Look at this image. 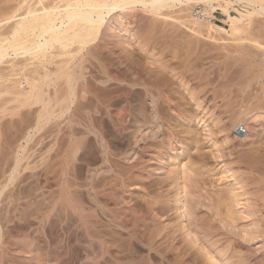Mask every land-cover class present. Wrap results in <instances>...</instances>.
Returning a JSON list of instances; mask_svg holds the SVG:
<instances>
[{"label": "rangeland", "instance_id": "obj_1", "mask_svg": "<svg viewBox=\"0 0 264 264\" xmlns=\"http://www.w3.org/2000/svg\"><path fill=\"white\" fill-rule=\"evenodd\" d=\"M65 1L0 0V25L6 27L0 26L1 36L10 38L30 9L54 5L64 9L79 2ZM232 2L228 14L222 9L223 0L191 7L172 4L157 15L142 5L136 11L117 9L106 16L95 41L82 48V54L77 44L66 50L55 45V54L48 50V56L38 60L34 51L30 55L21 51L19 59L11 52L0 63V71L6 69L0 72V263L264 264V168L260 167L264 166V17L233 25L230 18L240 20L248 10ZM203 10L205 25L213 21L225 31L203 26L197 33L198 26L190 21L193 13ZM41 61L53 78L59 69L65 73L71 70L69 65L84 61L72 69L79 80L72 84L70 110L58 123L46 124L49 128L36 124L39 106H19L13 93L30 90L23 81L37 65L42 71ZM61 62L68 63L66 70ZM16 64L30 66L25 70ZM3 75H10L5 76L10 84ZM63 83L58 86L67 88ZM63 91L60 99L67 94ZM52 92L50 96L55 95ZM248 118V123L256 120L263 128L242 140L235 129Z\"/></svg>", "mask_w": 264, "mask_h": 264}, {"label": "bare ground", "instance_id": "obj_2", "mask_svg": "<svg viewBox=\"0 0 264 264\" xmlns=\"http://www.w3.org/2000/svg\"><path fill=\"white\" fill-rule=\"evenodd\" d=\"M15 1V0H14ZM22 1V0H21ZM32 1V0H31ZM65 1V0H64ZM79 2L77 3V4H67V6L65 5V8L64 9H61L62 7H60V8H56V6L54 5V7L55 8H49V6L46 8H44L43 6V9H41V10H39L40 9V7H39V9L37 10V9H30L27 13H23V14H25L24 15V17H22L21 15V19H20V21H18L17 22V24L13 27V31L10 33V35H11V37L10 38H5L6 36H8V35H5V36H1V34H0V63H2V65L4 64L3 63V61H5V59H7V57L8 56H10V53L12 52L13 53V55L14 56H16V58L20 55V52L21 51H24V54L25 55H30L29 53H31V52H33L34 51V53L32 54L33 55V57L36 59V58H38L40 55H43V57H46V56H48L47 54H46V52H48V50H52L53 51V49L52 48H54L55 47V45H59V49H60V47H62V48H64L65 50L68 48V47H70L71 45H73V44H77V45H79L80 46V49H78V51L81 53V49L83 48H85L86 46H90L91 47V44L93 43V41H95V39H96V35L97 34H99V31H100V28L102 27V25L104 24V22H105V18H106V16L107 15H109L112 11H116L117 9H134L137 5H142V6H144L145 8H149L150 9V13H156V15H157V13L159 12V11H161L163 8L165 9V7H167V6H169L170 5V7H172L173 8V6H171L172 4L173 5H175V4H179V5H183V6H189L190 5V7H191V4H194V3H204V4H211L213 1H220V0H78ZM223 1H226V4H225V6H223V10H224V12L225 13H229V7L232 5V0H223ZM25 2V1H24ZM45 2V0H38V3H44ZM61 2V1H60ZM65 2H67V0L65 1ZM236 2H237V4H239V5H242L246 10H248V14L247 15H245V14H241V19L240 20H237V19H235V18H230L231 19V21H232V24L233 25H239V23H241L242 21H244V19L245 18H253V17H257V16H261V17H264V0H236ZM21 3V2H20ZM26 3H27V1H26ZM26 3L25 4H22V6H24L25 5V7H26ZM28 3H29V1H28ZM37 3V4H38ZM30 4V3H29ZM62 4V3H61ZM31 5V4H30ZM41 5V4H40ZM32 7H33V5H31ZM61 6V5H60ZM27 7H29V6H27ZM35 7V6H34ZM53 7V6H52ZM36 8V7H35ZM20 9H22L21 7H20ZM19 8H18V11L20 10ZM24 9V8H23ZM29 9V8H28ZM163 9V10H164ZM188 9V8H187ZM26 10V9H25ZM138 10V9H137ZM145 10V9H144ZM15 11V10H14ZM130 11V10H129ZM135 11H136V8H135ZM141 11V10H140ZM143 11V10H142ZM147 11V10H146ZM195 12H196V10H194ZM23 11L21 10V12L20 13H22ZM193 12V11H192ZM15 13H17V12H15ZM132 13V12H131ZM136 13V12H135ZM147 13V12H146ZM162 13V12H161ZM14 16H15V14L14 13H12ZM205 14H206V10H203L202 11V13H200V12H198V13H193V16H192V19L193 20H191L190 22L192 23V24H194V25H197L198 26V29L197 30H195L197 33H200V28H202L203 26H208L210 29H219V30H221V31H225V29L224 28H222V27H220V26H216V24L213 22V21H211V22H209L208 24H204L202 21H204L205 20ZM17 15V14H16ZM150 15V14H149ZM162 15V14H161ZM167 15V14H166ZM2 16V15H1ZM8 16V15H7ZM20 16H17L18 18L20 17ZM137 16V15H136ZM168 16V15H167ZM9 18H10V16H8ZM16 17V18H17ZM191 17V16H190ZM1 18V17H0ZM7 18V17H6ZM12 18V17H11ZM10 18V19H11ZM15 18V17H14ZM4 19V18H3ZM13 19V18H12ZM185 19V18H184ZM190 19V18H189ZM1 20V19H0ZM4 20H6V19H4ZM4 20H2V21H4ZM180 20H182V19H180ZM184 21V20H183ZM7 22V21H6ZM5 22V23H6ZM10 22V21H9ZM14 22H16L15 20H14ZM179 22V21H178ZM189 22V23H190ZM13 23V22H12ZM175 23V22H174ZM182 23H184V22H182ZM4 24V23H3ZM175 24H177V23H175ZM180 24H181V22H180ZM2 25V24H1ZM0 25V26H1ZM169 25V24H168ZM173 25V24H172ZM177 25H179V23L177 24ZM184 25V24H183ZM10 26V25H9ZM173 26H176V25H173ZM180 26V25H179ZM184 26H186V24L184 25ZM1 27H5V25L4 26H1ZM11 27V26H10ZM165 27V26H164ZM170 27V26H169ZM6 28V27H5ZM166 28V27H165ZM168 28V27H167ZM174 28V27H173ZM170 29V28H169ZM175 29V28H174ZM6 30V29H5ZM9 30V29H8ZM176 30V29H175ZM179 30V29H178ZM173 31V30H172ZM2 32V31H1ZM157 32H159V31H157ZM167 32V31H166ZM177 32V31H176ZM2 33H4V32H2ZM6 33V32H5ZM9 33H7V34H9ZM160 33V32H159ZM168 33V32H167ZM196 33V34H197ZM162 34H164V33H162ZM168 35H170V32L168 33ZM172 35H173V33H172ZM175 35H176V33H175ZM194 36V35H193ZM2 37H3V39H2ZM172 37V36H171ZM170 37V38H171ZM156 38V37H155ZM168 38V37H167ZM152 39V38H151ZM156 39H158L159 40V38H156ZM155 39V40H156ZM174 39H175V36H174ZM169 40V39H168ZM168 40L166 41L167 43H168ZM171 41V43H172V40L173 39H170ZM149 41V40H148ZM162 41H164V40H162ZM91 43V44H90ZM149 43V42H148ZM154 43V42H153ZM162 43V42H161ZM94 44H95V42H94ZM156 44V43H155ZM164 44H165V41H164ZM96 45V44H95ZM154 45V44H153ZM158 45H159V42H158ZM166 45V44H165ZM75 46V45H74ZM73 46V47H74ZM93 46V45H92ZM98 46H100V44L98 45ZM72 47V46H71ZM89 47V48H90ZM75 48H78V47H76L75 46ZM74 48V50L76 51L77 49H75ZM93 48V47H92ZM55 49H57V48H55ZM54 49V50H55ZM58 49V50H59ZM71 49V48H70ZM73 49V48H72ZM71 49V50H72ZM88 49V48H87ZM94 49V48H93ZM96 49H97V46H96ZM99 49V48H98ZM61 50V49H60ZM59 50V51H60ZM70 50V51H71ZM92 49H90L89 51H91ZM69 51V50H68ZM73 51V50H72ZM84 51V50H83ZM94 51V50H93ZM57 52V51H56ZM61 52V51H60ZM63 52V51H62ZM65 53H66V51H64ZM63 52V54H65ZM88 52V51H87ZM86 52V53H87ZM95 52V51H94ZM99 51L97 50V53H98ZM51 53V52H50ZM53 53H54V51H53ZM59 53V52H58ZM57 53V54H58ZM70 53H72V52H70ZM76 53V52H75ZM45 54H46V56H45ZM55 54V53H54ZM56 54V55H57ZM62 54V55H63ZM77 54V53H76ZM82 54V53H81ZM92 54V53H91ZM96 54V53H95ZM114 54H116V53H114ZM24 55V56H25ZM49 55H51V54H49ZM62 55H60V56H62ZM99 55V54H98ZM101 55V54H100ZM59 56V57H60ZM76 56V55H75ZM79 56V55H78ZM87 56V55H86ZM85 56V57H86ZM90 56H92V55H90ZM94 56V55H93ZM20 57V56H19ZM49 57H51V56H49ZM52 57H54V56H52ZM51 57V58H52ZM59 57L57 56V57H55V59L56 58H58L59 59ZM64 57H65V55H64ZM70 57V56H69ZM80 57V56H79ZM84 57V56H83ZM88 57H89V55H88ZM95 57V56H94ZM97 57V56H96ZM99 57V56H98ZM15 58V60H17V59H19V58H17L16 59ZM22 58V57H21ZM25 58H27V57H25ZM62 58V57H61ZM93 58V57H92ZM101 58V57H100ZM104 58V57H103ZM8 59H9V57H8ZM23 59V58H22ZM29 59V60H28ZM30 59H33V58H27V60L28 61H31ZM49 59V58H48ZM66 59H68V58H66ZM65 59V60H66ZM90 59H91V57H90ZM94 59V58H93ZM92 59V60H93ZM98 59V58H97ZM96 59V60H97ZM15 60H13V62L15 61ZM24 60V59H23ZM22 60V61H23ZM36 60H38V59H36ZM42 60H43V58H42ZM57 60V59H56ZM61 60H63V58L61 59ZM71 59H69V61H70ZM77 60V59H76ZM82 60V59H81ZM99 60V59H98ZM104 60V59H103ZM106 60V59H105ZM123 60V59H122ZM127 60V59H126ZM125 60V61H126ZM27 61V62H28ZM44 61V60H43ZM45 61H47V60H45ZM44 61V63H46ZM50 61V59L48 60V62ZM55 61V60H54ZM59 62H60V60H58ZM64 61V60H63ZM68 61V60H67ZM88 61V60H87ZM86 61V62H87ZM91 61V60H90ZM100 61H102V60H100ZM121 61V60H120ZM128 61V60H127ZM126 61V62H127ZM12 62V61H11ZM16 62V61H15ZM32 62V61H31ZM51 62V61H50ZM55 62H57V61H55ZM74 62V61H73ZM82 62V61H81ZM81 62H78L80 65H81ZM84 62V61H83ZM82 62V63H83ZM93 62V61H92ZM94 62H96V61H94ZM6 63H7V61H6ZM24 63V62H23ZM34 64L36 63V62H33ZM37 63H39V62H37ZM41 64H43L42 63V61L40 62ZM54 63V62H53ZM63 63H65L66 64V62H63ZM78 63H76V64H78ZM100 63H102V62H100ZM123 63V62H122ZM129 63V62H128ZM11 64H13V63H11ZM34 64H32V65H34ZM40 64V65H41ZM52 64V63H51ZM57 64V63H56ZM61 64H62V62H61ZM60 64V65H61ZM65 64H62V65H64V66H62L61 68H65V67H67L68 66V63L66 64L67 66H65ZM75 64V65H76ZM104 64V63H103ZM125 64V63H124ZM130 64H132V63H130ZM1 65V64H0ZM16 65H20V64H16ZM15 65V66H16ZM36 65L37 64H35L34 66L36 67ZM39 65V66H40ZM48 64H46V66H47ZM59 65V64H58ZM75 65L73 64V68L75 67ZM84 65V64H83ZM82 65V66H83ZM113 65V64H112ZM122 65V64H121ZM134 65V64H133ZM13 66V65H12ZM21 67H23L24 66V69H25V67H26V64L25 65H20ZM20 66H18L19 68H20ZM28 66H30V65H28ZM27 66V67H28ZM48 66H50V64L48 65ZM70 66V68H71V70H70V68H68L70 71H66V72H69V74H65V73H63L64 72V69H59L60 71H59V73H58V71H56V73H58L57 75L55 74V78H53V76H52V74L50 73V72H48L47 70H48V67H45L44 66V64H43V69L41 68L42 66H40V68L42 69V73L41 72H39L37 69L39 68L38 67V65H37V69L35 68V70L34 69H32V70H34V72L32 73V75L31 76H29V78H27L26 79V81L24 80L26 77L24 76V78L22 79V80H24L23 82H27L26 83V85L28 86L29 85V91L28 92H24V89H23V92L24 93H21V92H18L15 88H16V86L14 85V84H12L13 86H14V89H15V91H14V89H12L14 92V95H17L18 96V99H16L20 104H19V106L20 105H22L23 107H24V105H31V104H34V105H37V106H39V109H37V110H39V114H38V117H37V119H35V120H37V125L40 127V126H42L43 128H44V126H46V124H49L50 122L52 123L54 120H57V123H58V120L60 119L59 117L62 115L63 117H64V112L65 111H67V110H70L69 109V103H68V101L69 102H71L69 99H71L70 98V94L71 93H74V89L72 88L73 86H72V84L76 81H78L79 79V77L77 76V74H75V73H73V71H72V67H71V65H69ZM95 66H96V63H95ZM108 66H109V64H108ZM123 66H125V65H123ZM122 66V67H123ZM127 66V65H126ZM1 67V66H0ZM17 67V68H18ZM26 67V68H27ZM58 67V66H57ZM77 68H78V66H76ZM91 67V66H90ZM104 67V66H103ZM102 67V68H103ZM112 67V66H111ZM115 67V66H114ZM129 67V66H128ZM135 67V66H134ZM11 68H13V67H11ZM15 68V67H14ZM60 68V67H59ZM81 68V66L79 67V69L78 70H82L83 69V67H82V69H80ZM97 68V67H96ZM98 68H100V67H98ZM105 68V67H104ZM106 68H108V67H106ZM104 69L103 70V72H104V74H106V77L108 78V79H110V76L111 75H108V73H107V70L108 69ZM117 68H118V66H117ZM126 68V67H125ZM21 69V68H20ZM24 69H21L20 71H22V70H24ZM31 70V68L29 67L28 68V70ZM47 69V70H46ZM76 69V68H75ZM75 69H74V71H75ZM92 69V68H91ZM115 69V68H114ZM1 70V69H0ZM3 70V69H2ZM13 69H11V71H12ZM15 70V69H14ZM13 70V71H14ZM25 70H27V69H25ZM62 70V71H61ZM65 70H66V68H65ZM102 70V69H101ZM111 70H112V68H111ZM118 70V69H117ZM131 70V69H130ZM167 70V69H166ZM8 71V70H7ZM12 71V72H13ZM18 71V70H17ZM20 71H19V73H20ZM80 71H79V73H80ZM93 71V70H92ZM1 72V71H0ZM3 72H5L6 73V69H5V71H3ZM3 72H1V73H3ZM11 72V73H12ZM14 72H16V71H14ZM13 72V73H14ZM24 72V71H23ZM70 72H72V73H70ZM98 72V71H97ZM112 72V71H111ZM122 72V71H121ZM161 72V71H160ZM4 73V74H5ZM27 74V72H24V74ZM31 73V72H30ZM53 73H55L54 71H53ZM78 73V74H79ZM99 73V72H98ZM124 73V72H123ZM128 73H129V71H128ZM132 73V72H131ZM130 73V74H131ZM136 74H137V72H135ZM139 73V72H138ZM23 74V73H22ZM81 74H85V73H83V70L81 71ZM114 74V73H113ZM119 74V73H118ZM117 74V75H118ZM130 74H129V76H130ZM8 75V74H7ZM7 75H5V76H7ZM14 75V74H13ZM18 75V74H17ZM20 75H21V73H20ZM28 75V74H27ZM30 75V74H29ZM54 75V74H53ZM87 75V74H86ZM101 75V74H100ZM120 75V74H119ZM1 76H2V74H1ZM4 75H3V77L6 79V77H5ZM19 76V75H18ZM23 76V75H22ZM76 76H77V78H76ZM79 76H80V78H81V76H83V75H80L79 74ZM95 76V75H94ZM123 76V75H122ZM121 76V77H122ZM8 77V76H7ZM9 77H10V75H9ZM9 77H8V79H9ZM28 77V76H27ZM84 77V76H83ZM101 77V76H100ZM114 77L115 78H118V77H116L115 76V74H114ZM131 77V76H130ZM4 78H2L3 80H4ZM11 78V77H10ZM89 78V77H88ZM98 78V77H97ZM102 78V77H101ZM106 78V79H107ZM126 78H128L129 79V77H127L126 76ZM134 78V77H133ZM136 78V77H135ZM140 78H141V76H140ZM8 79H6L8 82H9V80ZM14 79V78H13ZM77 79V80H76ZM84 79V78H83ZM113 79V78H112ZM139 79V78H138ZM11 80V79H10ZM19 80V79H18ZM85 80V79H84ZM90 80V79H89ZM99 80V79H98ZM105 80V79H104ZM103 80V81H104ZM115 80V79H114ZM122 80V79H121ZM121 80H119V81H121ZM126 80V79H125ZM143 80V79H142ZM158 80H160V79H158ZM158 80H156L157 82H159ZM1 81V80H0ZM6 81V82H7ZM16 81V80H15ZM20 81V80H19ZM19 81L18 82H16L17 84L19 83ZM87 81V80H86ZM108 81V80H107ZM106 81V82H107ZM116 81H118V80H116ZM133 81V80H132ZM131 81V82H132ZM139 81V80H138ZM141 81V80H140ZM145 81V80H144ZM3 82V81H2ZM58 82L60 83H62V82H64L63 84H65V86L67 87V88H63V86H61L62 88H63V90H66L65 92L67 93V94H64V95H66V96H64V97H61V99H60V96L63 94L61 91H63L62 90V88L61 87H59L61 84H59V86H58ZM89 82V81H88ZM91 83H92V81H90ZM97 82V81H96ZM126 82V81H125ZM128 82V81H127ZM142 83H143V81H141ZM146 82V81H145ZM144 82V83H145ZM148 82V81H147ZM149 82H150V79H149ZM154 82V81H153ZM153 82H151V83H153ZM1 83V82H0ZM21 83H22V81H21ZM20 83V84H21ZM24 83V84H25ZM105 83V82H104ZM103 83V84H104ZM108 83V82H107ZM135 83V82H134ZM143 83V84H144ZM160 83V82H159ZM3 84H5L4 82L2 83V86H3ZM8 84H10V82L8 83ZM79 84V83H78ZM87 83H85V85H86ZM90 84V83H89ZM89 84H87V85H89ZM121 84H123V83H121ZM128 84H131V83H128ZM19 85V84H18ZM22 85V84H21ZM74 85V84H73ZM75 85H76V83H75ZM91 85H93V84H91ZM127 85V84H126ZM125 85V86H126ZM142 85V84H141ZM1 86V87H2ZM5 86H8V85H5ZM83 86V85H82ZM81 86V87H82ZM93 86H95V85H93ZM131 86V85H130ZM135 86H136V84H135ZM139 86V85H138ZM8 87H10V86H8ZM8 87H6V88H8ZM18 87V86H17ZM23 86H20V88H18V90L19 91H21ZM79 87H80V85H79ZM78 87V88H79ZM85 87V86H84ZM96 87V86H95ZM142 87V86H141ZM144 87H145V85H144ZM149 87H151V86H149ZM153 88L152 89H154L155 87H154V84H153V86H152ZM10 88H13V87H10ZM50 88H53V90L55 91L54 92V94L55 95H53L52 93V91L53 90H51ZM60 88H61V91H60ZM77 87L75 86V89H76ZM91 88V87H90ZM93 88V87H92ZM100 88V87H99ZM98 88V89H99ZM85 89H87V87H85ZM89 89V88H88ZM126 89V88H125ZM2 90V89H1ZM7 90V89H6ZM10 91H12L11 89H9ZM49 90H50V92H52L51 93V95H53V96H50V92H49ZM95 90V89H94ZM129 90V89H128ZM5 91V90H4ZM8 91V90H7ZM9 91V92H10ZM73 91V92H72ZM150 91V90H149ZM61 92V93H60ZM64 92V91H63ZM79 92H80V90H79ZM84 92H85V90H84ZM83 92V93H84ZM90 92H91V89H90ZM99 92V91H98ZM158 92V91H157ZM6 93V92H5ZM12 93V94H13ZM156 93V92H155ZM159 93H160V91H159ZM2 94H4V93H2ZM59 94V95H58ZM61 94V95H60ZM81 94V93H80ZM98 94H101V93H98ZM5 95H7V96H9L8 94H5ZM13 95V96H14ZM74 95V94H73ZM73 95H71V97L73 96ZM84 95V94H83ZM97 95V94H96ZM159 95V94H158ZM157 95V96H158ZM162 95H163V93H162ZM2 96H4V95H2ZM1 96V97H2ZM75 96V95H74ZM101 96V95H100ZM161 96V95H160ZM10 97H12V96H10ZM16 97V96H15ZM75 97H78V96H75ZM91 97V96H90ZM93 97H94V95H93ZM93 97H91V99L93 98ZM102 97V96H101ZM17 98V97H16ZM22 98V99H21ZM64 100H63V99ZM79 98V97H78ZM95 98V97H94ZM103 98V97H102ZM106 99V98H105ZM13 100H14V98H13ZM12 100V101H13ZM61 100V101H60ZM63 100V101H62ZM76 100V99H75ZM94 100L95 99H93V102H94ZM98 100H100V98L98 99ZM104 100V99H103ZM107 100V99H106ZM158 100V99H157ZM157 100L156 101H154L155 103V105H156V102H157ZM162 100V99H161ZM160 100V101H161ZM2 101H4V100H2ZM11 101V102H12ZM16 101V102H17ZM108 101V100H107ZM160 101H158V102H160ZM6 102H7V104H8V106H9V102H10V99H9V101H5V104H6ZM75 102V101H74ZM100 102V101H99ZM98 102V103H99ZM110 102V101H109ZM12 103H14V101L12 102ZM22 103V104H21ZM73 103V102H72ZM92 103V102H91ZM102 103H105V101L104 102H102ZM3 104H4V102H3ZM16 104H18V103H16ZM74 104V103H73ZM107 104V103H106ZM109 104V103H108ZM11 105V104H10ZM13 105V104H12ZM99 105H100V103H99ZM104 105V104H103ZM2 106V105H1ZM0 106V107H1ZM4 106V105H3ZM8 106H6L7 108H9ZM78 106V105H77ZM92 106V105H91ZM101 106V105H100ZM111 106V105H110ZM110 106L108 107V105H107V107L108 108H110ZM14 107H15V105H14ZM22 107V108H23ZM71 107V106H70ZM97 107V106H96ZM156 107V106H155ZM159 107V106H158ZM7 108H5L6 110H7ZM10 108H11V106H10ZM21 108V107H20ZM29 108V107H28ZM32 108V107H31ZM75 109H77L76 107H74ZM73 108V109H74ZM101 108V107H100ZM36 109H34L33 108V110H36ZM74 109V110H75ZM104 109V108H103ZM160 109V108H159ZM11 110V109H10ZM16 110H17V108H16ZM30 110V109H29ZM105 110V109H104ZM106 110H107V108H106ZM154 110H155V108H154ZM72 111V110H71ZM70 111V112H71ZM153 111V110H152ZM4 112V111H3ZM13 112V111H12ZM38 111H36V113H37ZM154 112V111H153ZM157 112V111H156ZM155 112V113H156ZM11 113V112H10ZM32 113V112H31ZM30 113V114H31ZM33 113H35V112H33ZM76 113V112H75ZM74 113V114H75ZM13 114V113H12ZM1 115V114H0ZM2 115L4 116V114L2 113ZM11 115V114H10ZM65 115H66V113H65ZM69 115H70V113H69ZM151 115V114H150ZM5 116H7V115H5ZM36 116H37V114H36ZM34 117H35V115H34ZM3 118V117H2ZM59 118V119H58ZM72 118V117H71ZM65 119V118H64ZM156 119V118H155ZM21 120V119H20ZM159 120H160V118H159ZM22 121V120H21ZM21 121H19V122H21ZM60 121V120H59ZM141 121V120H140ZM250 121V119L248 118L247 120L245 119V122H243V124L244 125H242V126H240L241 128H244V129H246V134H244V135H242V134H239V132H238V127H237V129H235L236 130V135L237 136H240V138L241 137H243V139L242 140H244V139H246L247 137H249V138H251L250 136L251 135H253V132L259 127V126H261V124L260 125H258L257 124V122H256V120H254V122L253 121H251V123H248ZM11 122H13V121H11ZM17 122V121H16ZM15 122V123H16ZM35 122V121H34ZM33 122V123H34ZM69 122V121H68ZM162 122V121H161ZM260 122V121H259ZM60 123V122H59ZM71 123V122H70ZM74 123V122H73ZM140 123V122H139ZM143 123H145V122H143ZM149 123V122H148ZM153 123V122H152ZM151 123V124H152ZM262 123V122H261ZM8 124H10V123H8ZM23 124V123H22ZM62 124V123H61ZM155 124V123H154ZM19 126L21 125V124H18ZM32 125H34V124H32ZM141 125H142V122H141ZM147 125V124H146ZM153 125V124H152ZM165 125H166V123H165ZM11 126V125H10ZM24 126V125H23ZM52 126V125H51ZM55 126V125H54ZM38 127V128H39ZM41 127V128H42ZM47 127V126H46ZM50 127V126H49ZM49 127H47V128H49ZM56 127V126H55ZM145 127H147V126H145ZM157 127V126H156ZM160 127H161V125H160ZM164 127V126H163ZM262 127V126H261ZM21 128V127H20ZM29 128V127H28ZM27 128V129H28ZM47 128H45V129H47ZM263 128V127H262ZM22 129V128H21ZM30 129V128H29ZM41 130H43V129H40V131ZM47 130H49V129H47ZM51 130V129H50ZM37 131V130H36ZM46 131V130H45ZM25 132H27V130L25 131ZM24 132V133H25ZM255 132H257V131H255ZM255 132H254V134H255ZM23 133V132H22ZM258 133V132H257ZM260 133V132H259ZM37 134V133H36ZM23 135V134H22ZM259 135V134H258ZM29 136V135H28ZM27 136V137H28ZM56 136V135H55ZM257 136V135H256ZM32 137V136H31ZM254 136H252V138H253ZM249 138H247V139H249ZM29 139H30V137H29ZM33 139V138H32ZM56 139V138H55ZM31 141V140H30ZM27 144V143H26ZM24 148V147H23ZM23 148H22V150H23ZM169 148V147H168ZM260 148V147H259ZM144 149V148H143ZM142 149V150H143ZM181 149V148H180ZM257 149V148H256ZM261 149H262V147H261ZM19 150V149H18ZM263 150V149H262ZM144 151V150H143ZM255 151V150H254ZM253 151V152H254ZM248 152V151H247ZM246 152V153H247ZM257 152H260V151H257ZM256 152V153H257ZM244 153V152H243ZM242 153V154H243ZM245 153V154H246ZM255 153V152H254ZM263 153V152H262ZM261 153V154H262ZM251 154H252V152H251ZM250 154V155H251ZM264 154V153H263ZM262 154V155H263ZM249 155V154H248ZM256 155V154H255ZM258 155V154H257ZM260 155V154H259ZM258 155V156H259ZM17 157V156H16ZM254 157V156H253ZM251 158V157H250ZM264 158V157H263ZM16 159V158H15ZM20 159V158H19ZM22 159V158H21ZM251 159H255L254 161H256V157L255 158H251ZM259 159H261V158H259ZM258 159V160H259ZM17 160V159H16ZM15 160V161H16ZM246 161V160H245ZM245 161H243V162H245ZM249 161V160H248ZM252 161V160H251ZM253 161V162H254ZM19 162V161H18ZM17 162V163H18ZM242 162V163H243ZM264 162V161H263ZM252 163V162H251ZM256 163V162H255ZM255 163H253V164H255ZM262 163V162H261ZM16 164V163H15ZM19 164H20V162H19ZM247 164V163H246ZM250 164V163H249ZM258 164V163H257ZM245 164H243V166H244ZM259 165V164H258ZM257 165V166H258ZM17 166V165H16ZM15 166V167H16ZM20 166V165H19ZM250 166H251V164H250ZM252 166H255V165H252ZM257 166H255L256 168H257ZM260 166V165H259ZM246 167V166H245ZM247 167H248V164H247ZM255 167H253V168H251V167H249V168H251V169H254ZM260 167H263L264 168V166H260ZM18 168V167H17ZM256 168H255V170H256ZM258 171V170H257ZM14 172L16 173L17 171H16V169L14 170ZM253 172V171H252ZM255 172V171H254ZM261 172L262 173H264V169H263V171L261 170ZM13 173V172H12ZM254 174V173H253ZM13 175V174H12ZM260 175H261V173H260ZM263 175V174H262ZM261 175V176H262ZM16 176V175H15ZM14 176V177H15ZM264 176V175H263ZM258 178V177H257ZM256 179V178H255ZM258 179H260V178H258ZM261 180V179H260ZM1 191V190H0ZM3 194V193H2ZM152 207V206H151ZM149 210V209H148ZM147 210V211H148ZM81 211H83V210H81ZM152 211H153V209H152ZM86 212V211H85ZM83 213V212H82ZM148 213H149V211H148ZM77 214V213H76ZM81 213H79V215H80ZM84 214V213H83ZM142 214H140V215H138V216H141ZM144 215V214H143ZM146 215V214H145ZM149 215V214H148ZM137 216V215H136ZM87 217V216H86ZM145 217V216H144ZM140 218V217H139ZM150 218V217H149ZM151 218H153V217H151ZM136 219V218H135ZM141 219H142V217H141ZM140 219V220H141ZM155 219V218H154ZM138 220V219H137ZM136 220V221H137ZM143 220H144V218H143ZM84 222V221H83ZM96 223V222H95ZM92 224V225H96V224ZM98 223V222H97ZM101 223V222H100ZM85 225V224H84ZM1 226V225H0ZM83 226V225H82ZM139 226V225H138ZM89 227V226H88ZM87 227V228H88ZM96 227H98V226H96ZM2 228V227H1ZM91 228V227H90ZM90 228H88V230L90 229ZM92 228H93V226H92ZM129 228V227H128ZM134 228V227H133ZM138 227H136V229H137ZM96 229V228H95ZM98 229V228H97ZM133 230V229H132ZM4 231V230H3ZM90 231V230H89ZM92 231H94V230H92ZM102 231V230H101ZM88 232V231H87ZM96 232H98V230L96 231ZM130 232V231H129ZM144 232H146V231H144ZM2 233V232H1ZM4 233V232H3ZM7 233H9V232H7ZM93 233H95V232H93ZM101 233V232H100ZM104 233V232H103ZM133 233H136L135 231L133 232ZM140 233V232H139ZM149 233V232H148ZM206 234H207V232H205ZM6 234V233H5ZM97 234H99V232L97 233ZM137 234H138V231H137ZM137 234H135L134 236H136ZM141 234V233H140ZM144 234V233H143ZM88 235V234H87ZM90 235H92L91 233H90ZM95 235V234H94ZM105 235V234H104ZM103 235V236H104ZM133 235V234H132ZM208 235V234H207ZM98 236H101V235H98ZM139 236V235H138ZM137 236V237H138ZM148 236V235H147ZM147 236H145V237H147ZM6 237H7V235H6ZM92 237L93 236H91V239H92ZM141 237H142V235H141ZM150 237V236H149ZM139 238V237H138ZM153 238V237H152ZM151 238V239H152ZM155 238V237H154ZM5 239H7V238H5ZM89 239H90V237H89ZM90 239V240H91ZM4 240V239H3ZM93 240V239H92ZM140 240H141V238H140ZM144 240V239H143ZM149 240V239H148ZM153 240V239H152ZM89 241V240H88ZM101 241H102V238H101ZM103 241H104V239H103ZM154 241V240H153ZM152 241V242H153ZM96 242V241H95ZM98 242V241H97ZM151 242V243H152ZM155 242V241H154ZM3 243V242H2ZM88 243V242H87ZM100 243V242H99ZM107 243H108V240H107ZM6 244V243H5ZM97 244V243H96ZM101 244H104L103 242L101 243ZM148 244H150V243H148ZM159 244H161V243H159ZM1 245V244H0ZM90 245V244H89ZM91 245H93V243H91ZM90 245V246H91ZM100 245V244H99ZM107 245V244H106ZM6 246V245H5ZM27 246V245H26ZM87 246H88V244H87ZM94 246V245H93ZM98 246V245H97ZM100 246H102V245H100ZM100 246H98V248L100 247ZM109 246V245H108ZM110 246H111V243H110ZM104 247V246H103ZM106 247V246H105ZM160 247V246H159ZM1 248V247H0ZM5 248V247H4ZM25 248V247H24ZM101 248V247H100ZM99 248V249H100ZM109 248V247H108ZM107 248V249H108ZM153 248H155V247H153ZM8 249V248H7ZM89 249V248H88ZM113 248H110V250H112ZM5 250V249H4ZM86 250V249H85ZM90 250V249H89ZM94 250V249H93ZM106 250V249H105ZM6 251V250H5ZM1 252V251H0ZM8 252V251H7ZM92 252V251H91ZM103 252V251H102ZM110 252H112V251H110ZM2 253V252H1ZM5 253V252H4ZM10 254V253H9ZM62 254V253H61ZM90 254V253H89ZM89 254H87L88 256H90ZM111 255H114V254H112V253H110ZM109 254V255H110ZM117 254V253H116ZM63 255V254H62ZM3 256H6V255H3ZM56 256V255H55ZM93 256H94V254H93ZM98 256H100L99 255V253H98ZM103 256V255H102ZM7 257V256H6ZM60 257V256H59ZM97 257V256H96ZM110 257V256H109ZM112 257V256H111ZM115 257V256H114ZM5 258V257H4ZM11 258V257H10ZM13 258V257H12ZM19 258V257H18ZM57 258H58V256H57ZM61 258H63L62 256H61ZM66 258H67V255H66ZM65 258V259H66ZM84 258V257H83ZM85 258H86V256H85ZM90 258V257H89ZM14 259V258H13ZM31 259V258H30ZM35 259V258H34ZM96 259V258H95ZM98 259V258H97ZM102 259V258H101ZM112 259V258H111ZM0 260H2L1 258H0ZM33 260V259H32ZM71 260V259H70ZM4 261V260H3ZM37 261H40V260H37ZM68 261V260H67ZM71 261H73V260H71ZM119 261V260H118ZM122 261V260H121ZM6 261H4V263H5ZM41 262V261H40ZM40 262H38V263H40ZM97 262H98V260H97ZM100 262V261H99ZM98 262V263H99ZM2 263V262H1ZM0 263V264H1ZM27 263V262H26ZM37 263V264H38ZM61 263H63V262H61ZM65 263V262H64ZM67 263V262H66ZM65 263V264H66ZM103 263H104V260H103ZM111 263H112V261H111ZM118 263V262H117ZM121 263V262H120ZM119 263V264H120ZM3 264V263H2ZM7 264H9V263H7ZM18 264H20V263H18ZM23 264V263H22ZM71 264V263H70ZM94 264V263H93ZM122 264H124V262L122 263Z\"/></svg>", "mask_w": 264, "mask_h": 264}, {"label": "built area", "instance_id": "obj_3", "mask_svg": "<svg viewBox=\"0 0 264 264\" xmlns=\"http://www.w3.org/2000/svg\"><path fill=\"white\" fill-rule=\"evenodd\" d=\"M237 130H238L239 134H242V135L246 134V132H247L246 129L241 128V127H239Z\"/></svg>", "mask_w": 264, "mask_h": 264}]
</instances>
